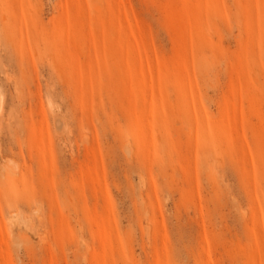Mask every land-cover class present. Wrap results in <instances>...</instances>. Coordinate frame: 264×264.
<instances>
[{"label":"rangeland","instance_id":"obj_1","mask_svg":"<svg viewBox=\"0 0 264 264\" xmlns=\"http://www.w3.org/2000/svg\"><path fill=\"white\" fill-rule=\"evenodd\" d=\"M0 90V264H264V0H0Z\"/></svg>","mask_w":264,"mask_h":264},{"label":"bare ground","instance_id":"obj_2","mask_svg":"<svg viewBox=\"0 0 264 264\" xmlns=\"http://www.w3.org/2000/svg\"><path fill=\"white\" fill-rule=\"evenodd\" d=\"M0 92H3V91L0 90ZM2 94H3V93H2ZM2 94H1V96H0V101L3 99L2 97H3L4 94H3V95H2ZM4 100H5V99H4ZM2 103H3V101H2ZM2 103L0 102V104H2ZM1 107L3 108V104L0 106V109H1ZM1 110H2V109H1ZM1 110H0V111H1ZM58 113H59V112H58ZM55 114H56V113H55ZM59 114H60V113H59ZM1 115H2V114H1ZM58 116H59V115H57L56 117L54 116L55 118L53 117L55 121H56V119H57ZM1 117H2V116H1ZM62 118H63V117H62ZM63 120H64V122L66 121L65 118H63ZM58 122H59V121H58ZM54 123H55V122H54ZM61 124H62V123H61ZM54 125H56V124H54ZM54 125H53V126H54ZM65 125L67 126V124L64 123V127H65ZM55 127H56V126H55ZM59 129H60V128H57V127H56V130H57V131H59Z\"/></svg>","mask_w":264,"mask_h":264}]
</instances>
